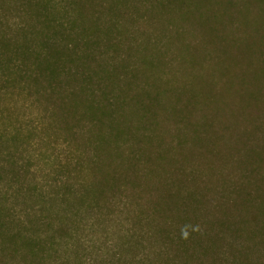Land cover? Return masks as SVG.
I'll use <instances>...</instances> for the list:
<instances>
[{"label":"rangeland","instance_id":"obj_1","mask_svg":"<svg viewBox=\"0 0 264 264\" xmlns=\"http://www.w3.org/2000/svg\"><path fill=\"white\" fill-rule=\"evenodd\" d=\"M207 1L0 0V264H264V0Z\"/></svg>","mask_w":264,"mask_h":264},{"label":"trees","instance_id":"obj_2","mask_svg":"<svg viewBox=\"0 0 264 264\" xmlns=\"http://www.w3.org/2000/svg\"><path fill=\"white\" fill-rule=\"evenodd\" d=\"M205 3L207 4L208 3V1L207 0H205ZM205 3H203V4H205ZM207 40H208V38H207ZM44 63V62H43ZM43 63H41L40 62V64H39V66H40V68L42 67L43 68ZM37 69H38V67H37ZM37 69H36V72H37ZM45 74H47V73H45ZM45 74L43 73V71L41 70V71H38L37 73H36V76L38 77V78H43L44 79V77H45ZM197 85H199V87H201L202 89H205V88H207V83H204V82H202V81H199L198 83H197ZM208 92V91H207ZM208 96V95H207ZM121 132V130H117L116 131V134H118V133H120ZM100 175H98V179H96L97 180V182H99V184H98V188L101 190V191H103V189L102 188H104L107 184H108V175H104V174H101V173H99ZM88 197H90V195H88ZM178 239H179V237H177ZM178 241H180V240H178ZM174 246H176V247H178V245L177 244H175ZM117 259H119V260H121L122 259V257H118ZM123 264H127V261L125 260L124 261V263ZM130 264H139L138 262H135L134 260H131V263ZM148 264H159V262L156 260V261H154V262H151V263H148ZM244 264H247V262H245ZM252 264V263H251Z\"/></svg>","mask_w":264,"mask_h":264},{"label":"clouds","instance_id":"obj_3","mask_svg":"<svg viewBox=\"0 0 264 264\" xmlns=\"http://www.w3.org/2000/svg\"><path fill=\"white\" fill-rule=\"evenodd\" d=\"M184 236H185V237L187 236V233H186V232L184 233Z\"/></svg>","mask_w":264,"mask_h":264}]
</instances>
